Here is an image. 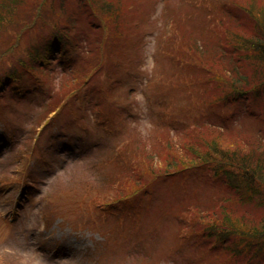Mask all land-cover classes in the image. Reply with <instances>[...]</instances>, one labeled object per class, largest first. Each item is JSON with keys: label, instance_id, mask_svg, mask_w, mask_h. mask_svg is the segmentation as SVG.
Segmentation results:
<instances>
[{"label": "rangeland", "instance_id": "1", "mask_svg": "<svg viewBox=\"0 0 264 264\" xmlns=\"http://www.w3.org/2000/svg\"><path fill=\"white\" fill-rule=\"evenodd\" d=\"M120 1L126 3L120 20L132 21L139 8L136 4L143 0ZM199 1H147L153 10L151 22L142 24L137 35L130 33V42L141 38L138 48L126 44L121 53L113 55L118 66L110 70L114 114L110 132L105 129L108 123L99 121L107 100L91 84L96 78L90 82V73L80 82V87H88L79 88L47 114L54 96L76 87L77 75L82 76L83 67L77 60L88 53L83 31L71 35L78 38L76 52L67 50L59 59L51 51L50 61L42 67L36 63L32 67L27 37L22 46L26 50L13 54L18 60L9 56L0 63V78L13 71L0 92V264H209L198 253L193 229L226 223L248 232L263 225L261 203L245 194L239 204L234 203L229 198L236 197V192L231 190L211 194L218 186L210 184L218 183L216 179L224 172L210 173L208 179L213 183L202 177V169L207 172L219 164L211 155L219 157L221 152L212 150L211 142L240 164L249 154L255 161L264 158V133L252 127L247 97L229 93L227 99H220L216 82H209L211 87L200 84L205 75L213 80L226 78L228 64L225 68L218 65L216 71L217 64L198 58L207 62L208 76L203 69L181 73L162 61L155 63L159 39L170 28L174 27L176 37L181 32L193 34L195 23L191 21L202 18L204 7L219 5V0ZM233 1L245 9L249 6L254 15L252 27H264V0ZM165 8L170 13L164 27L160 14ZM111 12L116 18L118 13ZM22 21L20 17L17 22ZM8 23L12 24L10 18ZM224 28L236 37L245 35L235 23L227 22ZM16 30L14 25L6 33L12 36ZM221 87L226 86L221 83L218 92L223 91ZM246 91L250 90L246 87ZM168 107L175 112L176 123L159 126L160 117L171 114ZM182 107H188L186 113L179 111ZM122 145L132 154L144 181L154 172H160L158 177L143 183L131 169L119 167L118 172L109 161L115 160ZM170 160L176 166L166 170ZM182 172L186 173L183 179ZM128 184L139 194L121 191ZM206 192L221 202H211ZM180 211L187 212L182 215Z\"/></svg>", "mask_w": 264, "mask_h": 264}, {"label": "trees", "instance_id": "2", "mask_svg": "<svg viewBox=\"0 0 264 264\" xmlns=\"http://www.w3.org/2000/svg\"><path fill=\"white\" fill-rule=\"evenodd\" d=\"M147 1H141L140 5L136 4L139 8L134 12L135 18L125 23L124 19L120 20L119 12L126 6V3L120 0L113 3L107 0H0V8L3 9V11H0V15L1 12L6 14L0 16V48H4L0 63H3L7 57L13 56L17 50H26V47L22 46L30 41L28 54L32 59H30L32 67L35 63L36 67H42L44 63L50 61L47 60V57L51 51L59 59L62 58L61 55L67 50L76 52L78 49V38L71 35L77 33L78 30L83 31L88 41L86 43L88 53L83 56L80 54L77 60L83 67V70H81L82 76L77 75L76 81L78 85L76 87L68 89L62 95L57 96V98L54 96V101L52 106L48 108L47 114L54 111V105L57 107L61 106L79 88L88 87L89 84L86 87H80L82 86L80 82L90 73V82L96 78L95 82L91 84L95 83L99 89V96L107 100V102L104 101L107 104L101 111L99 121L107 122L108 128L106 125L105 129L110 132L111 123L114 120V114L111 109L113 102L111 84L109 83L111 79L110 70L111 66H118L113 55L121 53L123 46L126 44L138 46L141 38H138L135 43L134 38L130 42V37L132 32L137 35L141 31L140 27L142 24L145 27V24L151 22V11L153 10ZM163 1L166 2V0ZM197 1L201 3L199 0ZM99 2L103 4L106 10L100 6ZM123 4L124 6H122ZM133 7L134 5L130 8L132 9ZM249 10V6L248 9H245L243 5L233 0H219L217 8L209 9L204 7L200 11L202 18L191 21V23H195V33L183 34L181 32V36L176 37L173 27L172 30L170 28L165 38L161 37L159 39L155 63L159 64L162 61L170 67L179 68L181 73H186V70L199 73L200 69H203L208 76L211 75V71L205 65L207 62L204 64L198 58L217 64V67H215L216 71H219L220 65L225 68L227 63L228 65L225 68L226 78L213 80L211 79L212 77H205V75L200 84L208 83L207 85L211 87L213 84L209 82H216V92L221 93L220 99L224 97L227 99V94L229 93L247 97L246 112H250L254 121L252 127L257 132L264 133V27L262 28L259 24V29L257 26L252 27L254 15ZM111 11L118 13L116 18L114 17L113 19L109 15L112 13ZM167 12L170 13L165 8L160 14L164 27L165 23H168ZM23 16L27 18V22L22 21ZM20 17L21 23L17 22ZM9 18L12 22L10 25L8 23ZM175 18L176 16H173V19ZM122 22L126 24V27L123 26ZM227 22L237 24L245 35L236 37V35H233L234 33L230 34L227 32L224 28V24ZM14 25L17 27L16 32L12 36H8L6 32ZM26 37L29 40L23 43ZM167 50L169 52H166ZM200 55H202V58ZM18 58L17 54H15L12 60H18ZM12 60L9 63H12ZM247 69H250L248 73H246ZM241 71H243V74L240 73ZM217 74L214 76H217ZM12 77L13 71L0 78V92ZM232 78H235V81ZM194 79L197 86L199 79L198 77ZM83 83L81 82V84ZM221 83L225 84L226 87H224L225 89L221 87L223 91L218 92V87ZM242 84L245 86H242ZM246 87L250 90L249 92L246 91ZM192 104L190 103V105ZM171 109L172 107L167 109V111L171 112L169 116L168 112H165V115L163 114L164 116L160 117L159 126L167 127L176 123L175 118L172 116V113L175 112ZM187 109L188 107H182L179 111L186 113ZM194 110L197 112L196 109ZM197 117L198 113L194 119ZM255 137L257 138V136ZM259 141L262 142L261 139ZM211 144L212 150L221 152L219 157L211 155L216 164H219L207 172L202 169L204 173V176H202L203 181L213 183L208 179L212 175L210 173L213 172L214 175L224 172L220 178L216 179L218 183L210 184L211 186H218L211 191V194L220 190H231L234 193L236 192V197L231 196L229 198L232 199V202L239 204L240 198H243L242 196L245 194L247 196L244 197H249L254 203H261V207L264 208V158L258 157V160L255 161L252 158L253 155L249 154L243 157L240 164L230 160L231 158L227 156V152L218 148L213 142ZM124 147L125 145H122L119 148L121 151L115 156L116 162L113 157L109 162H113L118 172L119 167H123L124 170L131 169L136 177H140L138 174L139 169H137L132 154L124 150ZM155 147L156 143L153 144L152 148L155 149ZM248 164L254 165L252 168H248L250 166ZM175 166L176 164L170 160L167 162L166 170ZM159 173L150 174L145 181L143 180L145 176L140 178L143 183H146L147 180L149 183L155 180ZM117 176L118 174L114 179ZM179 176L183 179L186 173L182 172ZM136 190L138 189L130 188V184L121 188V191H126L125 193L129 195L137 194L138 191ZM211 194L207 193L211 202H221L215 200ZM186 207L188 209V205ZM183 212L187 211H182L180 214L183 215ZM261 224L263 225L251 227V230L246 232L238 231L226 223L222 225L207 223L201 229H193L197 236V241L194 244L198 248V253L205 256V261L209 264H219L223 259L224 264H264V222ZM151 252L153 251L151 250ZM151 252L150 256L146 255L148 258L152 256Z\"/></svg>", "mask_w": 264, "mask_h": 264}]
</instances>
